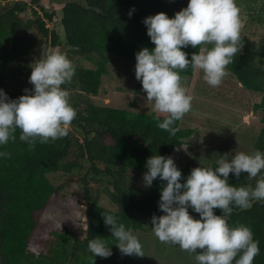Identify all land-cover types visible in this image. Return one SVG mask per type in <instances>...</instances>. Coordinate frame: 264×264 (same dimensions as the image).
Here are the masks:
<instances>
[{
	"label": "trees",
	"instance_id": "trees-1",
	"mask_svg": "<svg viewBox=\"0 0 264 264\" xmlns=\"http://www.w3.org/2000/svg\"><path fill=\"white\" fill-rule=\"evenodd\" d=\"M0 9V89L10 99H16L24 92L6 90L8 65L22 59L29 53L27 33L35 29L50 39L52 46L60 43L73 53L94 54L98 60L93 68H85L74 63L75 74L70 83L62 85L70 93V104L76 110V118L64 138L48 143L36 142L35 148L19 139L0 145V264H92L89 240L99 236L111 248L117 242L105 225L102 214H112L118 218L126 230L152 229L151 218L164 213L159 209L160 191L164 181L153 180L146 191L139 190L128 183L129 170L145 173L146 160L152 155L170 156L182 144V139L192 134L190 128H180L179 121L173 127L174 135L160 129L154 119V112L130 115L126 109L96 105L90 97L96 96L101 86L102 75L106 73V54L124 57L136 62V53L144 47L154 48L147 35V27L142 22L147 16L164 12L169 18L186 7L188 0H84V4L67 2L60 8V33L47 22L54 23V15L48 13L38 0L30 2L4 0ZM251 3H238L243 32H240L241 51L233 57L226 68L245 89L261 94L259 101L252 104L254 113H260L263 123L251 148L264 152V39L253 43L245 34L249 19L264 22L259 8ZM37 4L40 12L32 9ZM249 5V6H245ZM251 5V6H250ZM31 10L32 18L25 19L21 13ZM131 16L129 15L130 10ZM41 13V14H40ZM191 59L198 48H183ZM181 76H191V64L183 70L177 69ZM33 86L28 83L27 89ZM160 118V122L163 120ZM75 160L65 166V171L77 166V161L86 164V172L79 180L83 191L86 228L85 235L69 233L67 228L54 230L53 241L45 253L35 254L29 250V242L37 227L38 219L51 196L58 187L47 177L56 172L63 158L69 153ZM264 175V172L261 173ZM247 174L236 178L229 174L228 182L236 187L251 185L256 180ZM91 181L103 184L101 191L115 206L106 208L99 204L91 186ZM189 214L199 219V214L188 208ZM214 214L221 215L219 209ZM229 227L248 226L253 239L259 241V254L252 264H264V201L252 203L249 209L241 210L233 206L227 218ZM238 258V257H237ZM108 258L94 257V264H106Z\"/></svg>",
	"mask_w": 264,
	"mask_h": 264
},
{
	"label": "clouds",
	"instance_id": "clouds-1",
	"mask_svg": "<svg viewBox=\"0 0 264 264\" xmlns=\"http://www.w3.org/2000/svg\"><path fill=\"white\" fill-rule=\"evenodd\" d=\"M131 11L134 9L130 16ZM142 22L154 48L144 47L136 53L135 78L146 93L145 99L152 104L157 126L174 135V122L191 110L193 99L176 70L191 64L203 72L207 84L219 86L227 66L242 48L240 9L235 0H188L187 6L172 18L157 12ZM189 46L198 48L191 59L182 50ZM74 74L75 66L66 55L49 51L31 67V89H25L16 99H10L0 89V145L14 141L17 129L19 139L28 143L30 150L37 141L44 144L66 137L77 113L69 102V91L61 86L70 83ZM0 156L7 158L9 153L2 152ZM217 165L215 169L195 167L183 178L172 157L147 158L144 186L150 187L157 178L166 181L158 204L164 214L152 216V230L159 241L197 253L199 264H252L260 251L259 241L253 239L248 226L229 227L227 218L233 206L246 210L253 202L264 201V152H238L231 159L229 153H224ZM230 173L236 178L243 173L249 179H259L255 187H236L228 182ZM189 207L199 214V219L189 214ZM214 209L222 214H214ZM102 215L122 255L144 256L142 245L131 230L118 223L116 216ZM88 248L92 264L96 256L112 255L109 244L99 236L89 240Z\"/></svg>",
	"mask_w": 264,
	"mask_h": 264
},
{
	"label": "rangeland",
	"instance_id": "rangeland-1",
	"mask_svg": "<svg viewBox=\"0 0 264 264\" xmlns=\"http://www.w3.org/2000/svg\"><path fill=\"white\" fill-rule=\"evenodd\" d=\"M19 1L30 2V0ZM241 1L251 3L246 0H235L237 6ZM67 2L84 4V0H38V4L44 10L54 15V23L47 22V26L53 25L60 33L62 41L63 32L59 25L60 8ZM4 5L5 1L0 0V9ZM251 5L262 10L260 17L264 18V0H253ZM32 9L40 12L37 4H34ZM21 16L28 19L34 15L28 9L22 12ZM245 28V34L251 42L263 41L264 22L249 19ZM27 37L29 53L8 65L6 90L24 92L28 87L31 67L49 51H59L85 68L95 67L98 60L94 54L73 53L62 43L52 46L50 39L42 36L35 29L29 30ZM106 57V73L102 75L98 94L90 97L91 101L96 105L126 109L130 115L153 112L152 104L145 99L146 93L142 90L140 81L135 78L136 62L109 53ZM226 73L217 87L207 84L203 79V72L195 69L192 76H184L181 81L182 86L187 89L193 99L191 110L180 120L179 127L190 128L193 134L191 138L184 140L185 147H188L186 153L178 158L175 155L179 151L174 149L170 157L173 158L183 178L190 174L191 169L198 166L215 169L218 166L217 161L224 153H229L231 159L238 152H250L263 125L259 119L260 113H254L252 110V104L259 101L261 94L245 89L229 71L226 70ZM199 124L201 128L197 126ZM198 139L200 140L196 144ZM74 160V154L70 151L60 162L58 170L47 175L58 189L49 199L31 236L29 250L35 254L47 251L48 244L53 241L54 230L60 231L67 228L69 233L77 234L80 238L85 235V206L82 202L83 191L79 180L87 167L85 163L78 160L77 166L66 172L65 166ZM143 174L129 170L128 183L139 190L146 191L148 187L144 186ZM183 182L182 179L181 183ZM90 183L94 191L98 190L95 194L99 204L114 209L115 206L101 191L103 184L98 181ZM164 183L166 184V181ZM131 232L141 243L144 256L122 255L116 247L106 264H199L195 259L197 253L183 251L178 245L159 241L152 229L131 230Z\"/></svg>",
	"mask_w": 264,
	"mask_h": 264
},
{
	"label": "crops",
	"instance_id": "crops-1",
	"mask_svg": "<svg viewBox=\"0 0 264 264\" xmlns=\"http://www.w3.org/2000/svg\"><path fill=\"white\" fill-rule=\"evenodd\" d=\"M192 75H193V74H192ZM192 75H191V76H192ZM183 77H184V76H183ZM182 79H183V78H182ZM181 81H182V80H181ZM199 119L201 120V118H199ZM197 126H199V128H201V127H200L201 124H199V125H197ZM202 127H203V126H202ZM192 134H193V132H192ZM190 136H192V135H190ZM190 136H189V137H190ZM187 138H188V137H187ZM190 138H191V137H190ZM192 138H193V137H192ZM200 138H202V137H200ZM184 140H186V139H185V138L183 139L182 144L178 147V149L175 148V150H176L177 152L179 151V153L175 155V156L178 157V158H180V155H184V153H186V151H187V149H188V147H185L186 144H184V142H185ZM196 140H197V139H196ZM199 140H200V139H198V141L196 142V144L199 142ZM188 141H189V140H188ZM196 144H195V145H196ZM192 146H193V145H192ZM179 149H181V150H179ZM180 151H181V152H180ZM171 155H173V154L171 153L170 156H171Z\"/></svg>",
	"mask_w": 264,
	"mask_h": 264
}]
</instances>
